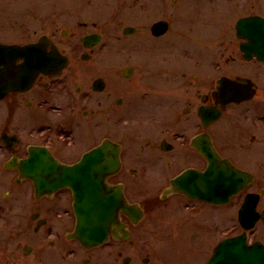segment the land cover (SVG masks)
Here are the masks:
<instances>
[{
  "label": "flooded vegetation",
  "instance_id": "1",
  "mask_svg": "<svg viewBox=\"0 0 264 264\" xmlns=\"http://www.w3.org/2000/svg\"><path fill=\"white\" fill-rule=\"evenodd\" d=\"M119 3V15L100 22L70 12L60 26L21 43L42 39L32 56L11 57L17 73L0 97V213L19 210L25 197L27 222L16 225L26 242L9 240L4 248L10 264L28 256L34 264L79 257L80 264H207L223 240L242 233L247 246L264 245V35L254 37L264 0ZM117 59L123 78L110 80L107 68ZM30 61L26 86L23 67ZM165 61L167 72L152 69ZM222 77L239 80L232 90L251 97L223 106ZM106 139L120 146L119 171L107 181L122 187L130 212L118 209L108 240L86 247L70 237L74 191L38 197L29 180L18 181L16 164L42 148L72 165ZM209 141L220 159L217 176L225 167L229 186L206 185L202 150ZM229 190L237 191L222 203ZM246 202L247 211L254 207L262 216L250 230L240 219Z\"/></svg>",
  "mask_w": 264,
  "mask_h": 264
},
{
  "label": "water",
  "instance_id": "2",
  "mask_svg": "<svg viewBox=\"0 0 264 264\" xmlns=\"http://www.w3.org/2000/svg\"><path fill=\"white\" fill-rule=\"evenodd\" d=\"M29 49L31 50V47L0 45V66L8 63V56L10 53L18 52L23 54L24 51H28ZM7 79L8 74L0 71V83H6L8 81ZM27 80L29 79H25V83ZM239 82L240 81H238V83ZM236 83L237 82L230 79H223L221 81L220 97L223 100V104L236 100V92L232 91V87ZM43 155L44 153H42V151H34L32 158L34 161L29 162L32 172L29 173L28 177L33 180L37 193L40 195L44 190H55L64 185H69L74 190H78L76 195L79 204L77 205L76 212L79 221L74 235L78 237L83 244L89 247L106 241L108 233L110 232V224L116 217L117 209L123 208L127 212L130 211L129 207L124 204L122 197L120 201L121 204L118 203L120 206L116 204L117 202L115 201H117L118 197L116 193L111 195V199H115V201L109 202L111 199L108 198L100 201L101 205H96L99 201L96 199L99 192L102 193L104 190H115L108 186L105 178L107 174L115 171L117 165L118 152L115 145L106 141L102 146L88 153L84 157L82 163L77 166L64 168L56 165V167L53 168V171L56 169L60 172L63 171L65 174H72L73 177L70 179L58 178V175L55 178L52 177L54 174L49 172V168H46L47 171L44 176H40L37 157ZM208 155L210 156L213 167V164L216 162L215 155L213 151L209 149L207 150V156ZM98 174H103V177L98 176ZM210 175H212V170ZM208 177L209 175H207V178ZM255 251L256 250H254V252ZM252 256L253 258H251V256L250 258L253 263L260 264L257 262L260 258H258L255 253H253ZM244 258H246V255L242 253H228L225 249H220L210 264H243L241 260ZM245 264H247V262H245Z\"/></svg>",
  "mask_w": 264,
  "mask_h": 264
},
{
  "label": "rangeland",
  "instance_id": "3",
  "mask_svg": "<svg viewBox=\"0 0 264 264\" xmlns=\"http://www.w3.org/2000/svg\"><path fill=\"white\" fill-rule=\"evenodd\" d=\"M117 1L118 0H74V2H76L74 3V7L71 5V0H0V40L7 42H25L28 39H34L44 32H49V29L60 26L62 20L72 16L71 13L76 15L79 20H97L100 22L103 18L119 15V6L116 4ZM119 1V4L124 2V0ZM129 1L132 2V0ZM254 1L256 4L258 0ZM224 7L225 6L223 4L219 14L225 12L226 8ZM127 11L129 10L127 9ZM118 19L121 20L122 18L118 17ZM166 41L168 42L170 40L167 39ZM107 43L118 44L115 42V40L110 38L107 40ZM189 45L191 44L189 43ZM167 64L168 63L166 61L160 65L154 64L152 69L155 68L159 72L164 73L167 72L168 66L169 68L171 66L170 64ZM123 67L124 64L119 59L116 60L115 66H109L107 68V74H109L108 76H110V80L117 79L114 78L115 76H121V78H123ZM177 69L179 68L177 67ZM24 198L21 197L22 202H24V204L22 203L24 206L20 205V209L15 210L14 214L6 213L0 215V244H5L4 247L0 246V258L5 264H10L9 261L12 259L11 257L7 256V252L4 249L9 240L12 241V245L14 244L15 240H20L23 243L26 242V238H23V234L20 233V229L16 226L20 222L21 224L27 222V207L25 204L26 198ZM5 222L10 223V226H7ZM222 225L223 228H225V226H229L230 224L224 225V223H222ZM31 258L33 257H25L23 259L24 264H34L35 262H32ZM27 259L28 261H26ZM48 260V262L45 261L44 263H81L80 257L78 260L76 258L69 260L50 258ZM3 262H0V264H3Z\"/></svg>",
  "mask_w": 264,
  "mask_h": 264
}]
</instances>
